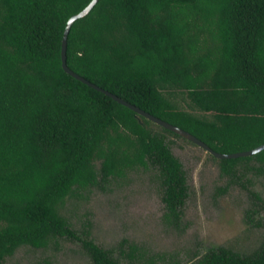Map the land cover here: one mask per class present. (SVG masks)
Here are the masks:
<instances>
[{
  "label": "trees",
  "instance_id": "16d2710c",
  "mask_svg": "<svg viewBox=\"0 0 264 264\" xmlns=\"http://www.w3.org/2000/svg\"><path fill=\"white\" fill-rule=\"evenodd\" d=\"M91 1L0 0V264L61 238L81 242L92 264H136L135 247L118 256L63 214L77 192L131 171H154L164 220H183L191 187L167 133L181 136L63 68L67 22ZM67 53L75 72L218 152L264 144V0H100L73 25ZM220 162L226 174L253 163L264 177V151ZM195 264H264V240Z\"/></svg>",
  "mask_w": 264,
  "mask_h": 264
},
{
  "label": "rangeland",
  "instance_id": "374dc122",
  "mask_svg": "<svg viewBox=\"0 0 264 264\" xmlns=\"http://www.w3.org/2000/svg\"><path fill=\"white\" fill-rule=\"evenodd\" d=\"M177 97L183 107L203 115ZM167 136L191 187L180 226L164 220L165 205L154 171L136 170L68 199L63 214L78 235L89 232L98 245L114 249L118 256L122 249L128 253L135 247L136 264H195L198 256L218 246L245 253L257 249L264 240V177L253 163L240 162L226 174L220 159L205 149L183 137ZM5 264H92V260L81 242L61 238L47 248L20 247Z\"/></svg>",
  "mask_w": 264,
  "mask_h": 264
},
{
  "label": "water",
  "instance_id": "95a60500",
  "mask_svg": "<svg viewBox=\"0 0 264 264\" xmlns=\"http://www.w3.org/2000/svg\"><path fill=\"white\" fill-rule=\"evenodd\" d=\"M100 0H92L81 12L73 15L67 22L65 32H64V37H63V44H62V64L64 70L73 76L74 78L80 80L81 82L93 87L94 89L101 91L105 93L106 95L112 97L114 100L119 102L120 104H123L132 110H134L138 115L143 116L150 121L180 135L184 139L200 146L201 148L205 149L207 152H209L211 155L214 157L224 160V159H237L241 157H250L254 156L262 151H264V144L257 146L253 149L247 150V151H242V152H235V153H222L214 150L210 145H208L205 141L194 135L193 133L185 130L184 128H181L175 124H172L171 122H168L150 112L145 111L141 107L129 102L128 100H125L124 98L118 96L117 94L104 89L103 87L93 83L89 79L85 78L84 76L80 75L79 73L75 72L73 69L70 68L68 65V38L70 31L75 24V22L81 18L86 17L87 15L90 14V12L94 9V7L98 4Z\"/></svg>",
  "mask_w": 264,
  "mask_h": 264
}]
</instances>
